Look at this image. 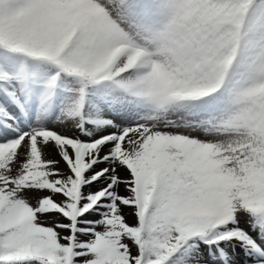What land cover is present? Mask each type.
I'll use <instances>...</instances> for the list:
<instances>
[{
	"label": "snow or ice",
	"instance_id": "6c2138e0",
	"mask_svg": "<svg viewBox=\"0 0 264 264\" xmlns=\"http://www.w3.org/2000/svg\"><path fill=\"white\" fill-rule=\"evenodd\" d=\"M0 264H264V0H0Z\"/></svg>",
	"mask_w": 264,
	"mask_h": 264
}]
</instances>
